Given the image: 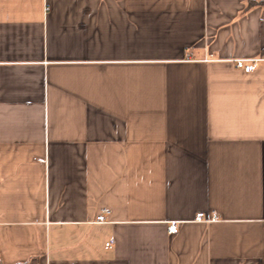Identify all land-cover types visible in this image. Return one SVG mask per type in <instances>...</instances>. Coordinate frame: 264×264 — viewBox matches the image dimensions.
<instances>
[{"label": "crops", "instance_id": "1", "mask_svg": "<svg viewBox=\"0 0 264 264\" xmlns=\"http://www.w3.org/2000/svg\"><path fill=\"white\" fill-rule=\"evenodd\" d=\"M260 1L0 0V264H264Z\"/></svg>", "mask_w": 264, "mask_h": 264}, {"label": "built area", "instance_id": "2", "mask_svg": "<svg viewBox=\"0 0 264 264\" xmlns=\"http://www.w3.org/2000/svg\"><path fill=\"white\" fill-rule=\"evenodd\" d=\"M237 66V68L243 69L245 72L253 71L260 63L264 62V51L256 56L251 57H239L233 60ZM108 214V210L104 209L97 217V222L106 221V215ZM197 220L211 221L215 218H207L204 212L198 213ZM168 229L170 232H175L177 230V222L173 221L169 223ZM108 246L110 243L107 244Z\"/></svg>", "mask_w": 264, "mask_h": 264}, {"label": "trees", "instance_id": "3", "mask_svg": "<svg viewBox=\"0 0 264 264\" xmlns=\"http://www.w3.org/2000/svg\"><path fill=\"white\" fill-rule=\"evenodd\" d=\"M260 3H261V4H264V0H261Z\"/></svg>", "mask_w": 264, "mask_h": 264}]
</instances>
